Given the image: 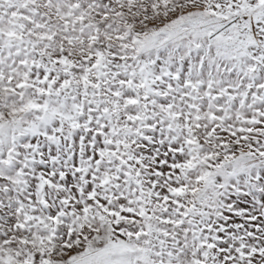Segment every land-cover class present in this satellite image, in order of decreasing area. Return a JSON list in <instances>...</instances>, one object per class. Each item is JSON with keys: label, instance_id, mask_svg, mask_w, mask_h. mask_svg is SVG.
Returning <instances> with one entry per match:
<instances>
[{"label": "snow or ice", "instance_id": "obj_1", "mask_svg": "<svg viewBox=\"0 0 264 264\" xmlns=\"http://www.w3.org/2000/svg\"><path fill=\"white\" fill-rule=\"evenodd\" d=\"M0 264H264V0H0Z\"/></svg>", "mask_w": 264, "mask_h": 264}]
</instances>
